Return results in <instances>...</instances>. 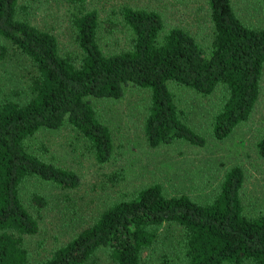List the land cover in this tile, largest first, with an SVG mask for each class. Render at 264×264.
<instances>
[{
	"label": "trees",
	"instance_id": "16d2710c",
	"mask_svg": "<svg viewBox=\"0 0 264 264\" xmlns=\"http://www.w3.org/2000/svg\"><path fill=\"white\" fill-rule=\"evenodd\" d=\"M20 0H0V38L25 55L35 69L24 102L0 100V264H90L99 249H109L113 264H141L142 252L158 241L165 224L182 228L180 264H264V212L248 216L241 200L244 173L228 168L218 191L205 204L185 195L168 197L158 184L104 210L89 226L44 260H29L24 238L38 233L20 187L27 178L77 188L80 177L40 158L30 148L36 135L68 125L90 146L94 159L109 162L111 133L97 116L94 100L121 99L126 89L149 91L142 131L151 147L177 141L203 147L206 140L181 118L171 87L201 96L218 87L226 98L212 121V138L221 141L246 122L260 95L264 68V27H249L236 15L232 0H206L211 42L204 49L184 29L166 31L153 10L123 7L131 34L128 50L104 54L98 45V15L80 11L73 18L80 51L75 64L59 53L53 34L20 17ZM83 8L88 0H65ZM8 54L0 44V62ZM264 159V133L256 143ZM38 209L45 200L33 194ZM162 264H168L163 262Z\"/></svg>",
	"mask_w": 264,
	"mask_h": 264
},
{
	"label": "rangeland",
	"instance_id": "374dc122",
	"mask_svg": "<svg viewBox=\"0 0 264 264\" xmlns=\"http://www.w3.org/2000/svg\"><path fill=\"white\" fill-rule=\"evenodd\" d=\"M20 17L53 34L60 55L79 62L73 18L80 11L94 10L98 15V45L104 54L128 50L131 34L125 26L123 7L153 10L163 18L166 31L181 28L205 50L212 34L206 0H88L83 8L65 0H20ZM239 19L249 27H264V0H232ZM8 54L0 62V100L24 102L29 98V82L35 69L29 59L0 38ZM182 120L206 140L203 147L177 141L151 147L143 136L142 126L149 105V91L128 88L119 100H94L98 119L108 127L114 145L109 162L100 164L83 137L64 125L36 135L30 148L41 159L75 172L80 185L71 190L27 178L20 187L21 199L37 220L39 231L24 238L29 260L48 258L52 252L92 224L112 204L130 200L138 191L161 186L168 197L185 195L205 204L216 195L224 172L239 165L244 173L241 200L248 216L264 212V159L258 156L256 143L264 133V68L258 101L249 119L229 137L212 138V121L220 110L226 90L218 87L211 95L171 87ZM41 196L46 206L35 208L30 198ZM182 228L165 224L158 230V241L142 252L141 264H180ZM90 264H113L109 249H99ZM243 264H252L244 262Z\"/></svg>",
	"mask_w": 264,
	"mask_h": 264
}]
</instances>
